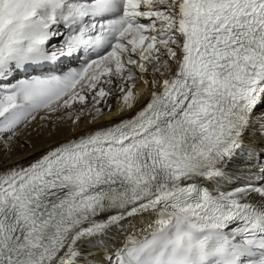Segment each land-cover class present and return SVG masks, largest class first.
Instances as JSON below:
<instances>
[{
  "label": "snow or ice",
  "instance_id": "1",
  "mask_svg": "<svg viewBox=\"0 0 264 264\" xmlns=\"http://www.w3.org/2000/svg\"><path fill=\"white\" fill-rule=\"evenodd\" d=\"M109 98L0 168V264H264V0H0L5 158Z\"/></svg>",
  "mask_w": 264,
  "mask_h": 264
},
{
  "label": "bare ground",
  "instance_id": "2",
  "mask_svg": "<svg viewBox=\"0 0 264 264\" xmlns=\"http://www.w3.org/2000/svg\"><path fill=\"white\" fill-rule=\"evenodd\" d=\"M140 85H138L139 87ZM146 101V98H145ZM142 101L140 104L137 105V109L143 106ZM109 103L113 105L112 114L105 120L97 121L95 125H90L87 123H81L79 127L73 128L71 121L63 127L60 132L53 136H43L38 137L32 132L31 128L28 129H21L20 136L12 145V151L7 154V158H5L6 150L0 148V168L11 166L14 164H24L31 162V160L38 156L41 152L45 151L47 148L55 146L56 143L62 141L68 136L82 133L87 130L88 127L93 126H105L107 125L108 121H116L117 119H122L127 116H130L132 112H126L124 114H119L116 109V100L115 98H109ZM135 111V110H133ZM257 139H259L257 137ZM26 141V142H25ZM153 217L150 215H138L135 217H131L126 219L121 223L119 227L112 228L106 240L112 245L118 241H120L119 246L122 245L127 236L130 234H134L140 236L147 231H149L148 225L152 222ZM125 225H131L130 230L123 229L122 227ZM94 241H86L84 246L82 247V251L85 253L86 256L88 255H95L96 258L100 254V249L94 246Z\"/></svg>",
  "mask_w": 264,
  "mask_h": 264
}]
</instances>
